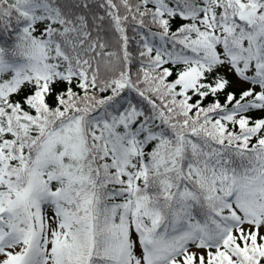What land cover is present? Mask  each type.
Masks as SVG:
<instances>
[{"label": "snow or ice", "instance_id": "1", "mask_svg": "<svg viewBox=\"0 0 264 264\" xmlns=\"http://www.w3.org/2000/svg\"><path fill=\"white\" fill-rule=\"evenodd\" d=\"M0 264H264V0H0Z\"/></svg>", "mask_w": 264, "mask_h": 264}]
</instances>
